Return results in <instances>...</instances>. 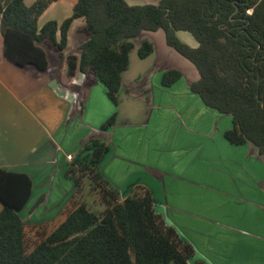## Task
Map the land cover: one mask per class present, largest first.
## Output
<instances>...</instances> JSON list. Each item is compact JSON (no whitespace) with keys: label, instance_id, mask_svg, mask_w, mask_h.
I'll return each mask as SVG.
<instances>
[{"label":"crops","instance_id":"crops-1","mask_svg":"<svg viewBox=\"0 0 264 264\" xmlns=\"http://www.w3.org/2000/svg\"><path fill=\"white\" fill-rule=\"evenodd\" d=\"M76 3L51 4L39 26L49 21L61 25ZM85 25L84 19L73 22L63 58L44 42L46 71L8 61L0 33V169L31 179V209L45 195L51 174L68 171L73 158L95 139L108 148L99 165L102 177L122 198L135 187L146 189L155 212L192 244L189 264H264V155L252 144L235 146L225 139L233 127L231 116L208 108L191 91L199 73L166 45L162 30L144 32L134 41L117 106L93 72L67 79L66 58L89 39ZM178 37L198 47L186 32ZM142 40L154 45L144 60L137 54ZM169 70L182 77L165 88L162 78ZM112 116L114 124L103 130ZM45 204L28 211L25 219L39 221L42 214L37 213L41 207L47 211Z\"/></svg>","mask_w":264,"mask_h":264},{"label":"trees","instance_id":"trees-1","mask_svg":"<svg viewBox=\"0 0 264 264\" xmlns=\"http://www.w3.org/2000/svg\"><path fill=\"white\" fill-rule=\"evenodd\" d=\"M57 1L36 0L27 6L25 0H0V33L8 61L46 71L44 42L63 58L71 25L84 19L89 39L66 58L64 75L71 79L93 72L117 106L134 41L144 32L162 30L166 45L199 73L191 91L208 108L231 116L233 127L225 139L235 146L252 144L264 155V0H158L156 5L135 6L125 0H77L61 25L49 21L40 27V17ZM180 32L189 33L198 47L182 42ZM153 53L154 45L142 40L138 57L147 59ZM181 77L169 70L162 85L171 87ZM114 122L112 116L102 129ZM107 152L106 145L91 140L67 171L69 175L77 169L82 179L92 181L104 211L98 214L76 200L73 194L83 184L81 178L74 180L72 209L50 233L31 241V248L24 211L32 198V181L0 169V264H189L192 244L155 212L150 193L135 187L123 199L102 177L99 165ZM43 200L40 197L30 213Z\"/></svg>","mask_w":264,"mask_h":264},{"label":"rangeland","instance_id":"rangeland-1","mask_svg":"<svg viewBox=\"0 0 264 264\" xmlns=\"http://www.w3.org/2000/svg\"><path fill=\"white\" fill-rule=\"evenodd\" d=\"M136 1L137 2L134 4H140L142 2H144V4H153L151 0ZM187 35L190 34L187 33ZM156 44H158L157 41ZM75 170L76 172L71 173L70 176L67 174V171L61 173L60 171L55 170L51 174L47 189L45 190V195L43 196V203H46L45 209H47V211L45 212L43 211L42 207L40 208L37 215L40 216L42 214V217L37 222H32L31 218L25 219L26 224H30L27 228V237H29L27 243L30 248L31 245L35 243V241H39L42 235L50 233L60 222H62L67 216L68 212L72 209L71 202L66 206H63V203L70 200V195L73 192L75 186L74 180H79L82 177V174L77 171V169ZM81 183L83 184L82 187L75 191L73 196L76 198V200L85 202L91 210L101 214L104 211V207H106V205L101 199H99L98 188L93 185L92 181L87 177L83 178ZM77 192L80 193L77 194ZM33 199L36 200L37 197L34 196ZM31 203L32 201L29 203L28 208L24 211L25 214H27L30 210ZM31 241H33V243Z\"/></svg>","mask_w":264,"mask_h":264},{"label":"built area","instance_id":"built-area-1","mask_svg":"<svg viewBox=\"0 0 264 264\" xmlns=\"http://www.w3.org/2000/svg\"><path fill=\"white\" fill-rule=\"evenodd\" d=\"M69 158V157H68Z\"/></svg>","mask_w":264,"mask_h":264}]
</instances>
